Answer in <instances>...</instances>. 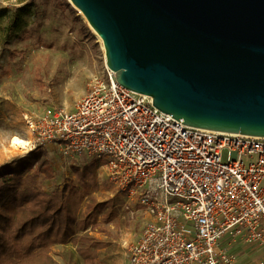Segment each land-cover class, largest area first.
<instances>
[{
	"label": "built area",
	"instance_id": "1",
	"mask_svg": "<svg viewBox=\"0 0 264 264\" xmlns=\"http://www.w3.org/2000/svg\"><path fill=\"white\" fill-rule=\"evenodd\" d=\"M28 127L31 151L54 146L65 163L99 161L144 208L127 264H242L243 253L264 264L263 137L188 127L108 69L73 111L47 110Z\"/></svg>",
	"mask_w": 264,
	"mask_h": 264
},
{
	"label": "water",
	"instance_id": "2",
	"mask_svg": "<svg viewBox=\"0 0 264 264\" xmlns=\"http://www.w3.org/2000/svg\"><path fill=\"white\" fill-rule=\"evenodd\" d=\"M67 2L121 87L188 127L264 138V0Z\"/></svg>",
	"mask_w": 264,
	"mask_h": 264
},
{
	"label": "rangeland",
	"instance_id": "3",
	"mask_svg": "<svg viewBox=\"0 0 264 264\" xmlns=\"http://www.w3.org/2000/svg\"><path fill=\"white\" fill-rule=\"evenodd\" d=\"M60 1L33 0L26 6L17 0H0V9L7 11L0 20V174L19 169L39 153L52 156L56 152L54 146L29 149L32 137L29 120L47 110L73 111L88 92L91 79L107 69L102 44L97 43L67 0L63 1L84 26L73 18L70 10L58 6ZM13 138L25 141L27 147L15 148ZM55 155L53 177L41 176L38 181L48 191L73 178L70 163L85 161L79 158L65 163L57 152ZM43 158L40 156L38 160ZM225 158L224 154L223 161ZM96 181V203L108 205L97 212L99 229L105 231L87 230L103 243L101 249L94 251L95 262L127 264L128 249L149 217L141 205L127 202L106 179L102 167L96 171ZM108 212L113 217L104 224L101 219ZM78 239V235L73 236L66 245L52 248L54 264H83L77 252Z\"/></svg>",
	"mask_w": 264,
	"mask_h": 264
},
{
	"label": "trees",
	"instance_id": "4",
	"mask_svg": "<svg viewBox=\"0 0 264 264\" xmlns=\"http://www.w3.org/2000/svg\"><path fill=\"white\" fill-rule=\"evenodd\" d=\"M17 1L26 6L33 3ZM58 6L70 10L66 1H60ZM70 13L84 26L73 11ZM6 14L5 9H0V20ZM55 153H39L19 169L0 174V264H54L52 248L66 245L76 235L83 264H97L94 251L101 249L103 243L87 230L105 231L99 229L97 212L108 204L96 203L94 198L96 171L101 163L94 159L70 163L73 178L48 191L38 181L41 176L53 177ZM40 156L44 158L39 161ZM112 217L108 212L101 221L106 224Z\"/></svg>",
	"mask_w": 264,
	"mask_h": 264
},
{
	"label": "bare ground",
	"instance_id": "5",
	"mask_svg": "<svg viewBox=\"0 0 264 264\" xmlns=\"http://www.w3.org/2000/svg\"><path fill=\"white\" fill-rule=\"evenodd\" d=\"M69 5L71 7V9L79 16L83 19L84 21V17L82 16V14L80 13V11L78 9H76L70 2ZM90 31L92 32V34L96 37L97 39V43H99L100 45L102 44L101 39L90 29ZM12 145L17 148V149H25L27 147V143L19 138H13L12 140Z\"/></svg>",
	"mask_w": 264,
	"mask_h": 264
},
{
	"label": "crops",
	"instance_id": "6",
	"mask_svg": "<svg viewBox=\"0 0 264 264\" xmlns=\"http://www.w3.org/2000/svg\"><path fill=\"white\" fill-rule=\"evenodd\" d=\"M233 252H236L237 254L241 253V251H239L236 248L233 249ZM252 260L253 259L251 257H249V255L247 253H243L240 255V261L243 262L242 264H248Z\"/></svg>",
	"mask_w": 264,
	"mask_h": 264
}]
</instances>
